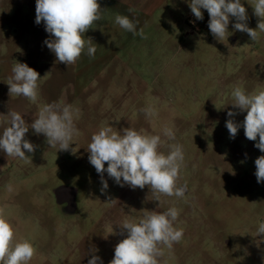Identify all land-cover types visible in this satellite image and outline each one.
I'll return each instance as SVG.
<instances>
[{
	"label": "rangeland",
	"instance_id": "1",
	"mask_svg": "<svg viewBox=\"0 0 264 264\" xmlns=\"http://www.w3.org/2000/svg\"><path fill=\"white\" fill-rule=\"evenodd\" d=\"M97 2L101 19L84 33L96 53L90 57L86 47L67 66L44 44L50 36L43 22L35 23L36 0H0V115L15 111L31 125L44 104L63 100L80 110L74 121L80 135L68 151L51 147L31 127L25 139L35 150L25 151L28 160L0 150V208L14 229L13 243L33 244L28 264H88L94 255L109 264L127 236L120 228L125 219L138 222L146 210L175 207L174 227L183 237L170 249L159 245L158 264H264V234L256 236L264 222V182L255 176V160L264 153L255 147L259 138L248 140L243 127L235 138L226 128L229 111L241 124L247 114L232 105L233 86L264 90V33L252 41L230 17L227 41L210 39L198 29L189 0ZM241 3L248 27L257 29L254 0ZM117 14L138 21L143 36L117 25ZM15 61L40 73L37 102L9 95ZM8 119L0 116V133ZM108 124L159 135L158 151L165 155L171 144L182 145L176 184L186 185L184 197L154 193L147 185L121 187L106 172L102 193L88 146ZM165 127L173 129L174 140L164 136Z\"/></svg>",
	"mask_w": 264,
	"mask_h": 264
},
{
	"label": "clouds",
	"instance_id": "2",
	"mask_svg": "<svg viewBox=\"0 0 264 264\" xmlns=\"http://www.w3.org/2000/svg\"><path fill=\"white\" fill-rule=\"evenodd\" d=\"M189 7L197 20L203 19L201 9L207 10L210 17L208 28L220 42L227 41L232 34L228 30L230 17L237 21L234 29L248 33L252 41L264 33V0H254L252 5L255 15L261 18L257 26L259 31L248 27L246 8L241 0H189ZM100 10L97 0H36L35 23L39 25L43 22L50 36L44 44L55 54L57 61L67 66L75 64L86 47L87 54L94 57L97 49L91 38L84 37V33L101 19ZM115 23L133 35L143 36L142 29L137 32L138 21L126 15L117 14ZM261 70L264 71V64ZM12 73L7 80L9 95L23 96L33 103L37 102L38 82L42 79L40 73L27 63L18 61L13 65ZM231 95L235 101L232 105L247 114L241 124L232 119L237 113L228 112L230 118L226 121V128L230 137L235 138L239 128L243 127L248 140L257 141L259 138L255 147L264 153V90L248 93L241 83H237ZM147 111L151 114V110ZM79 115L78 108L63 100L44 104L31 125L26 124L22 115L15 111L0 115L9 118L8 126L0 133V150L7 156L28 160L25 151L32 153L35 150L34 145L25 139L31 127L36 134H43L51 147L59 145V150L68 151L74 137L80 135L74 123ZM164 136L169 140L175 139L170 127L164 128ZM161 143L159 135L142 134L132 128L120 132L110 124L101 127L92 135L88 146L89 162L101 178V192L108 189L107 180L104 179L106 172L121 187L128 185L133 189H143L147 185L154 193L183 198L186 185L178 187L176 184L184 160L182 145L171 144L170 152L165 155L158 151ZM74 149L71 150L73 154L76 152ZM255 167L257 183L264 182V155L256 158ZM115 201L110 200L109 203ZM178 215V209L172 207L162 213L146 210L138 222L125 219L120 228L126 230L127 236L115 246L114 258L109 264H158L157 257L162 255L159 245L170 249L183 237V229L174 227ZM108 228L111 234L113 225H108ZM262 234L264 222L259 224L256 236ZM13 240L14 229L6 219L5 210L0 208V264H28L35 254L33 244L27 240L13 243ZM88 264H103V261L94 255Z\"/></svg>",
	"mask_w": 264,
	"mask_h": 264
},
{
	"label": "trees",
	"instance_id": "3",
	"mask_svg": "<svg viewBox=\"0 0 264 264\" xmlns=\"http://www.w3.org/2000/svg\"><path fill=\"white\" fill-rule=\"evenodd\" d=\"M205 12V15L203 16V19L200 20V24H199V28L201 33H203L205 36H207L208 38L212 39L214 38V36L212 35V33L210 32L209 28H208V22H209V14L207 12V10L203 9Z\"/></svg>",
	"mask_w": 264,
	"mask_h": 264
},
{
	"label": "flooded vegetation",
	"instance_id": "4",
	"mask_svg": "<svg viewBox=\"0 0 264 264\" xmlns=\"http://www.w3.org/2000/svg\"><path fill=\"white\" fill-rule=\"evenodd\" d=\"M203 34V33H202ZM66 195H65V200H71L72 198H71V196L70 195H68L67 193H65Z\"/></svg>",
	"mask_w": 264,
	"mask_h": 264
}]
</instances>
